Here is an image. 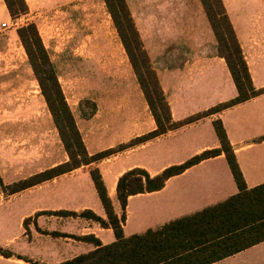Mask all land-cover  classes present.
I'll return each instance as SVG.
<instances>
[{
    "label": "crops",
    "instance_id": "crops-1",
    "mask_svg": "<svg viewBox=\"0 0 264 264\" xmlns=\"http://www.w3.org/2000/svg\"><path fill=\"white\" fill-rule=\"evenodd\" d=\"M257 6L262 8L255 13L247 9L233 23H236L235 35L253 85L263 92L191 123H180L187 116L207 111L237 96L224 59L216 55L209 64L211 76L204 83L199 81V85L191 89L192 94L186 91L184 97L175 98L172 92L167 95L171 119L179 125L175 129L123 149L119 146L156 129L152 116L147 122H128V133L117 131L112 141L100 144L98 139L82 137L90 156L119 147L111 156L87 165L88 171L81 173L89 180L93 197L89 199L88 187L73 190L71 181L66 182L65 179L79 173L36 184L5 197L1 195L0 249L11 256L0 254V264H64L115 243L117 240L110 227L69 214L79 215L90 210L103 220L107 218L89 170L98 168L114 212L120 218L123 210L116 194L118 179L136 168L154 177L205 151L220 149L213 126L215 120L222 122L247 189L264 185V1ZM53 186H56L55 195L50 191ZM72 194L76 195L74 201ZM238 194L239 188L223 153L201 160L170 177L160 190L129 196L122 223L123 237L142 236L174 223L184 233L170 241V247L180 252L186 247L190 250L177 256L173 264H264V226L261 225L264 220L258 221L261 210L257 207L244 208L232 217L228 213L219 224L189 222ZM219 231L231 237L226 245L217 247L214 241L196 244ZM233 234L239 238L233 239Z\"/></svg>",
    "mask_w": 264,
    "mask_h": 264
},
{
    "label": "rangeland",
    "instance_id": "rangeland-1",
    "mask_svg": "<svg viewBox=\"0 0 264 264\" xmlns=\"http://www.w3.org/2000/svg\"><path fill=\"white\" fill-rule=\"evenodd\" d=\"M23 1L26 12L11 16L5 1L0 0L2 197L22 188V181L69 162L17 35L22 26L35 25L83 138L98 139L100 144L112 141L115 132L128 133V122H147L152 116L105 0ZM262 1L221 0L233 29L240 13L247 9L257 12L262 8L257 4ZM206 2L216 8L215 0ZM125 4L140 41L141 51L135 50L134 60L143 80L150 84L153 99L158 98L153 74L166 98L170 92L174 98L192 94L191 89L199 81L204 83L211 76L209 64L218 55L217 39L202 0H125ZM204 112L187 116L180 123L194 120ZM86 169L83 165L55 178L79 173L65 180L71 181L73 190L88 187L91 199L89 180L81 174ZM50 191L55 195L56 186ZM72 198L74 201L76 195L72 194Z\"/></svg>",
    "mask_w": 264,
    "mask_h": 264
},
{
    "label": "trees",
    "instance_id": "trees-1",
    "mask_svg": "<svg viewBox=\"0 0 264 264\" xmlns=\"http://www.w3.org/2000/svg\"><path fill=\"white\" fill-rule=\"evenodd\" d=\"M4 1L11 16L26 12V5L23 0H12L11 3L8 2V0ZM202 2L217 39L218 55L224 58L227 64L228 70L237 89V96L226 103L219 104L207 110L194 120L243 103L263 92L257 91L253 85L242 49L237 41L234 29L229 21L221 0H215L214 3L216 8L215 6L208 4L206 0H202ZM105 3L121 36L123 46L129 56L156 124V129L153 132L142 138L135 139L123 147L127 148L138 142H143L165 134L179 125L174 123L171 119L168 102L155 74L152 76L154 78V91L158 96L157 100H154L151 95L150 84H147L146 81L143 80L139 73L140 71H138V64L135 62L133 54H135L136 49L141 51L139 46L140 41L133 25V21L129 15L125 0H105ZM17 35L25 48L29 63L41 87L42 95L51 115L53 116L55 126L69 156V162L38 173L30 177L26 182L22 181L25 185L20 189L13 190L10 194H14L33 185L50 180L83 165L87 166L96 163L116 152L114 149H108L92 156L88 154L74 117L63 97L46 49L42 44L35 25L28 24L22 26L17 30ZM141 53L143 55V62H145L147 67V57L143 51ZM194 120L187 121L184 124L191 123ZM213 126L220 142V149L205 151L181 165L171 166L165 169L162 173L154 177H151L145 170L138 168L125 172L118 179L116 187L117 199L123 210L120 218H118L114 212L98 168L91 169L90 177L107 218L106 220H103L90 210H85L79 215L74 212H70L69 214L91 219L102 226L110 227L114 231L117 241L112 245L99 248L89 255L79 257L64 264H173L176 261L177 256L190 250L186 247L180 252L179 250H174L169 244L170 241L177 240L184 231L178 228V224L173 223L163 227L161 230L155 232L149 231L142 236L124 238L122 234V223L125 221L124 210L127 199L132 195L158 191L163 188L165 182L170 177L182 173L185 169L199 163L201 160L214 157L221 153L226 157L234 180L239 188V194L217 207L200 213L196 217H193L189 222L192 224H211L212 222H217L216 224H219L225 220L228 213H230L232 217L235 212H241L244 208L250 209L254 207L261 210V215L259 216L258 221L264 220V185L252 190L247 189L222 122L220 120H215ZM62 168L67 169L62 171ZM1 184L2 183L0 182V185ZM221 210L222 212L219 213ZM253 222L255 223L257 221L254 220ZM261 225L264 226V221ZM227 236L226 233L219 231L214 236H210L206 239L204 238L196 244L214 241L215 243L217 242V247H221L226 245L227 239L231 238ZM231 236L233 239L239 238V235L233 234ZM193 247H195V244L191 248ZM0 254L5 257L11 256L8 252L1 249Z\"/></svg>",
    "mask_w": 264,
    "mask_h": 264
},
{
    "label": "built area",
    "instance_id": "built-area-1",
    "mask_svg": "<svg viewBox=\"0 0 264 264\" xmlns=\"http://www.w3.org/2000/svg\"><path fill=\"white\" fill-rule=\"evenodd\" d=\"M3 26H6V25H3Z\"/></svg>",
    "mask_w": 264,
    "mask_h": 264
}]
</instances>
